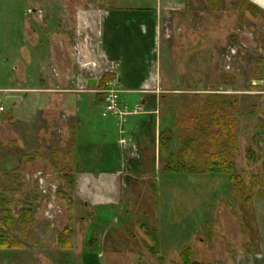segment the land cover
<instances>
[{
    "label": "rangeland",
    "instance_id": "1",
    "mask_svg": "<svg viewBox=\"0 0 264 264\" xmlns=\"http://www.w3.org/2000/svg\"><path fill=\"white\" fill-rule=\"evenodd\" d=\"M27 1L37 2L0 0V79L10 67L1 56L22 46ZM38 1L56 2L50 25L59 12L66 42L79 28L90 49L95 32L76 21L92 23L117 0ZM143 1L159 13L162 147H0V196L16 223L4 237L20 245L0 249V264H264V0L119 4ZM0 124L4 145L11 133ZM213 162L233 175L208 174Z\"/></svg>",
    "mask_w": 264,
    "mask_h": 264
},
{
    "label": "crops",
    "instance_id": "2",
    "mask_svg": "<svg viewBox=\"0 0 264 264\" xmlns=\"http://www.w3.org/2000/svg\"><path fill=\"white\" fill-rule=\"evenodd\" d=\"M120 1L100 11L92 23L87 21L88 15L76 21L87 34L95 32L90 49V38L78 40L79 28L73 33L74 45L66 42L61 32L66 31V25L59 21L67 18L59 12L54 16L60 20L50 25L51 14L56 12L50 8L56 2H26L22 46L1 56L3 65L10 67L4 71L5 79H0V105L5 109L0 119L11 134L5 136L8 141L4 145L0 140V147H25L27 153L29 147L160 146L159 13L151 10L156 5L152 7L144 1L141 9L120 5ZM61 6L60 3L58 7ZM107 75L119 80L123 91L119 111L128 113L126 116L102 117V98L96 90L99 80ZM90 80L96 85H89ZM9 97L19 100L7 102ZM51 103L57 117L52 133L44 113ZM151 103L154 108H149ZM150 127L154 130L151 140L145 138ZM171 175L175 174L164 176ZM157 182L160 184V180Z\"/></svg>",
    "mask_w": 264,
    "mask_h": 264
},
{
    "label": "trees",
    "instance_id": "3",
    "mask_svg": "<svg viewBox=\"0 0 264 264\" xmlns=\"http://www.w3.org/2000/svg\"><path fill=\"white\" fill-rule=\"evenodd\" d=\"M112 78H107V79H103L102 82H105V81H109L111 80ZM101 82V83H102ZM160 147L161 144H160ZM212 168L210 170H207V173L210 174V175H214V174H228V175H233V172L232 171V168L231 166H229L227 164V166H224L223 163H217V162H213L212 164ZM217 172H216V171ZM235 180V177L232 176V181ZM9 204L8 200L5 198V197H2L0 196V249H12V248H19L20 245L17 243V241H12V242H9L8 239H5L4 237V234L6 233H9L10 230L12 229L13 225L15 226V222L13 220V218L11 217V214H10V211H5L4 210V207H7V205ZM19 217H22L18 219V223H21L22 224V221H26V220H30V217L31 215L28 213V212H21L20 216ZM144 220H147V217L146 216H143L142 217ZM29 222V221H28ZM24 226V225H23ZM144 224L142 225V228H143ZM145 227V226H144ZM150 235L152 236L151 238V242L153 244V248L155 249L158 245V234L157 232H149ZM59 246L61 248H64V249H69L71 247V244L69 242L68 239H60L59 240ZM188 253H190L189 249H186L185 251H183L180 256L181 257H184V256H187Z\"/></svg>",
    "mask_w": 264,
    "mask_h": 264
},
{
    "label": "built area",
    "instance_id": "4",
    "mask_svg": "<svg viewBox=\"0 0 264 264\" xmlns=\"http://www.w3.org/2000/svg\"><path fill=\"white\" fill-rule=\"evenodd\" d=\"M122 90L119 87V80L117 78H112L109 81L100 83L99 88L96 93L102 98V117H108L111 115H121L126 116L128 113H120L119 111V101ZM4 107L0 105V114L4 112Z\"/></svg>",
    "mask_w": 264,
    "mask_h": 264
},
{
    "label": "water",
    "instance_id": "5",
    "mask_svg": "<svg viewBox=\"0 0 264 264\" xmlns=\"http://www.w3.org/2000/svg\"><path fill=\"white\" fill-rule=\"evenodd\" d=\"M89 85H96V82L94 80H90L88 81ZM258 86H261V83H257ZM19 99H15L13 97H9L7 98V102H14V101H18Z\"/></svg>",
    "mask_w": 264,
    "mask_h": 264
}]
</instances>
